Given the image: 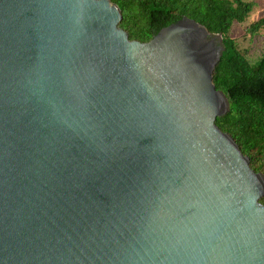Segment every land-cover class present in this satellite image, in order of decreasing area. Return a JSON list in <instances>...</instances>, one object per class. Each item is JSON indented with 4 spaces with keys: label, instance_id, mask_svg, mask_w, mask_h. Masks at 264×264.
Instances as JSON below:
<instances>
[{
    "label": "water",
    "instance_id": "1",
    "mask_svg": "<svg viewBox=\"0 0 264 264\" xmlns=\"http://www.w3.org/2000/svg\"><path fill=\"white\" fill-rule=\"evenodd\" d=\"M121 19L0 0V264H264V175L215 124L220 35Z\"/></svg>",
    "mask_w": 264,
    "mask_h": 264
},
{
    "label": "trees",
    "instance_id": "2",
    "mask_svg": "<svg viewBox=\"0 0 264 264\" xmlns=\"http://www.w3.org/2000/svg\"><path fill=\"white\" fill-rule=\"evenodd\" d=\"M121 11L119 26L130 40L149 41L160 29L183 17L219 34L223 46L212 72L216 89L229 109L215 124L237 143L249 165L264 175V56L251 63L230 36L232 25L246 20L254 3L246 0H110ZM264 29V15L251 22L250 33ZM259 201L264 205V196Z\"/></svg>",
    "mask_w": 264,
    "mask_h": 264
},
{
    "label": "rangeland",
    "instance_id": "3",
    "mask_svg": "<svg viewBox=\"0 0 264 264\" xmlns=\"http://www.w3.org/2000/svg\"><path fill=\"white\" fill-rule=\"evenodd\" d=\"M254 3L253 10L245 21L235 22L230 30V36L236 40L241 51H244L249 62L253 63L264 56V29L255 33L248 31L249 24L264 15V0H246Z\"/></svg>",
    "mask_w": 264,
    "mask_h": 264
}]
</instances>
